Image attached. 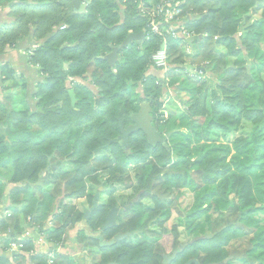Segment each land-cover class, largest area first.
Returning <instances> with one entry per match:
<instances>
[{
  "label": "trees",
  "instance_id": "1",
  "mask_svg": "<svg viewBox=\"0 0 264 264\" xmlns=\"http://www.w3.org/2000/svg\"><path fill=\"white\" fill-rule=\"evenodd\" d=\"M10 1L0 0V6ZM160 1L86 0L80 11L72 0H14L0 19V56L29 37L26 63L37 74L30 85L8 62L0 63L6 90L0 97V174L8 170L6 181L0 176V232L7 233L0 239V264L87 259L36 251L32 234L21 235L28 217L47 242L63 246L73 239L81 254L94 250L90 264H162L174 252L168 264H264V4L182 0L181 22L194 37L183 42L165 34L162 43L141 13ZM138 32L144 33L141 43L120 48L110 65L104 57ZM185 43L191 54L184 52ZM160 47L170 59L166 70L151 64ZM197 58L203 63L190 76L186 62ZM12 88L26 93L21 104ZM170 88L182 110L166 115ZM142 102L149 103L152 125L167 138L151 145L134 132L128 152L111 140L120 123H132L130 115ZM243 122L251 125L249 134L220 141ZM101 172L107 175L98 206L85 219L95 193L87 180ZM117 191L136 200L113 227L100 231L117 206ZM212 211L219 221L210 219ZM118 233L126 237L108 246L95 238L109 241ZM239 240L246 241L242 249L233 246Z\"/></svg>",
  "mask_w": 264,
  "mask_h": 264
},
{
  "label": "water",
  "instance_id": "2",
  "mask_svg": "<svg viewBox=\"0 0 264 264\" xmlns=\"http://www.w3.org/2000/svg\"><path fill=\"white\" fill-rule=\"evenodd\" d=\"M82 1L86 0H72V3L75 7V9L83 11L84 6L82 5ZM204 35V31H202L196 39H200ZM144 38L143 32L138 33H129L125 39L121 42L120 46H114L112 51L108 53L104 58L105 60L110 64L114 65V63L117 60L118 57V51L120 48L126 47L130 42L137 41L138 43H141V41ZM169 95V92L166 93ZM68 95L70 98L71 105L74 106L76 103V97L75 93L72 89L68 90ZM151 108L148 102H142L139 104L138 110L135 113H132L130 115L131 124L127 127H124L120 123V134L111 140V142H118L122 148L127 149L129 152V144H128V137L137 131H141L147 142L151 145H155L157 143H165L167 135L161 134L156 130V128L152 125L153 122V116L150 114ZM102 190V187H99L97 191L94 193L93 200L91 207L89 209H86L84 211V218L88 219L90 213L98 206L99 202V195L100 191ZM125 209H118L117 207H112L106 217H105V223L100 227V231H104L105 229H108L110 227H113L116 224V216L119 213H122ZM126 237V234L118 233L116 234L111 240L105 241L102 239L100 235H96V239L99 241L100 246H108L113 243L114 240H120ZM176 253L174 252L172 256L166 255L164 257V261L162 264H168L172 257ZM192 261H188L186 264H190Z\"/></svg>",
  "mask_w": 264,
  "mask_h": 264
},
{
  "label": "rangeland",
  "instance_id": "3",
  "mask_svg": "<svg viewBox=\"0 0 264 264\" xmlns=\"http://www.w3.org/2000/svg\"><path fill=\"white\" fill-rule=\"evenodd\" d=\"M262 3L264 4V0H262ZM237 13L239 15H241L242 11L241 10H237ZM249 14H250L252 19H258L259 16H260L259 12H250ZM259 47H260V49H262L264 51V35H263V37H262V39H261V41L259 43ZM191 51H192V47H191ZM215 51L217 53L219 51L222 52L220 47H218L217 50L215 49ZM204 60H206V59H204ZM187 62H190V61H187ZM199 63H201V64L203 63L202 59L197 58L196 60H193L191 62L192 65H188V67H187L188 72L189 73L192 72L194 74L195 72H194V69H193V65H196V64H199ZM262 77L264 79V73L262 74ZM170 89H171V90H169L170 91V95H167V98L165 100V102H166L165 103V109L167 111L166 113H168V112L180 113V111L182 110V105L180 103H178L176 101V99H174V97H173L175 95L174 91L172 90V88H170ZM23 97H24L23 90H20V92L17 93V95L15 96V99H16V101L19 104H21L22 101H23ZM180 97L182 99L186 98V96L183 93L180 94ZM250 131H251V125L249 123H247V122H243V124L240 126L239 130H237L235 132L227 133L226 135L223 136V138L220 139V141H223L225 143H231L235 137H237L239 135H247V134L250 133ZM1 173H2V174H0L1 178L4 181H6V179L8 178V170L3 169V170H1ZM106 175H107L106 172H101L95 178L88 179L87 180L88 191L96 192L98 187H102V185L104 184V180H105ZM115 197H116V202H117V206L116 207L118 209H126L132 202H134L136 200V196H132V195L128 194L125 191H117V193L115 194ZM189 201H191L190 197L187 199V203ZM81 204H85L84 200L80 203V205ZM119 214H121V213H119ZM210 214H211V218L210 219H212L215 222L219 221V217H218L217 213L212 211V212H210ZM260 217L262 218V215H260ZM177 220H181V218L175 217L174 221L176 222ZM178 231L180 233L179 234V242H184L186 240L185 239L186 236H185L184 228H183L182 225H179ZM72 233H74V232H72ZM245 244H246L245 240H239V241H236L233 244V246L236 247V248L242 249ZM93 251H90V252H88L86 254L85 253L81 254L80 252L77 251L73 239L72 240H68L65 243V245H63L62 249H59V252H63V253H68V254H78L79 253V257H81V258L83 257L82 255H85V258L87 257V259L83 260L84 261L83 264H90V260L89 259H91ZM231 264H240V263L238 261H232Z\"/></svg>",
  "mask_w": 264,
  "mask_h": 264
},
{
  "label": "built area",
  "instance_id": "4",
  "mask_svg": "<svg viewBox=\"0 0 264 264\" xmlns=\"http://www.w3.org/2000/svg\"><path fill=\"white\" fill-rule=\"evenodd\" d=\"M182 0H161L160 2L149 6L146 9H141L142 16L147 20L146 27L149 32L160 35L164 43L165 34L170 35L175 39H180L185 42L194 37V33L189 31L181 22L182 15L179 7ZM183 50L186 54H191V46L183 45ZM151 64L159 69L166 70L170 67V59L164 47L158 48L151 56ZM195 72V71H194ZM27 228L21 234L22 237H30L32 231L36 228L31 219L27 218ZM7 236V233L0 232V239ZM36 242L41 241V237L35 238ZM12 248L15 245L11 244ZM51 255V254H50Z\"/></svg>",
  "mask_w": 264,
  "mask_h": 264
},
{
  "label": "crops",
  "instance_id": "5",
  "mask_svg": "<svg viewBox=\"0 0 264 264\" xmlns=\"http://www.w3.org/2000/svg\"><path fill=\"white\" fill-rule=\"evenodd\" d=\"M13 2H14V0L10 1L8 4H6L4 6H0V19H4L5 18V13L7 12V9L10 6V4L13 3ZM85 2L86 1H82V5L83 6H85ZM32 45H33V40L32 39H30L29 37L23 38L20 41H18L17 44L14 47L8 48V50L3 55L0 56V63L8 62L18 73H22L25 77H27L29 79L30 85H32L33 82L36 81V78H37L36 77L37 74L34 71V69L26 63V53L28 52L27 49H30V47H32ZM117 60H118V57H117ZM187 64L188 65L189 64L192 65L190 62H186V69L188 67ZM193 66H195V65H193ZM186 71H187V73L190 76L194 75L192 72L189 73L188 69ZM6 85H8V82L5 83V86ZM1 87L2 86H1V81H0V97H2L3 95L6 94V90L2 91ZM20 90H21V88H12L9 91H10V93L17 95V93H19ZM169 90L170 89H168L167 92H169V95H170V91ZM7 92H8V90H7ZM23 95H24L23 98L25 99L26 93L24 91H23ZM164 112L165 113L167 112L166 109L164 110ZM6 200L3 201V204L1 205V209H4L6 207V205L8 203ZM48 224H49V219H47L46 221L43 222V224L41 226L42 230ZM39 229L40 228L38 226H36V228L32 231V236L34 237V239L38 238V237H41V239H42L41 241L36 242V245H35L36 251H38V252H47V251H50L51 249H55L57 251H59V249H62L63 246L47 242L45 240V238H44V235H42L40 233ZM65 243H64V245H65Z\"/></svg>",
  "mask_w": 264,
  "mask_h": 264
}]
</instances>
